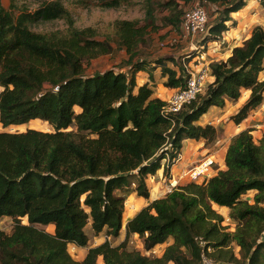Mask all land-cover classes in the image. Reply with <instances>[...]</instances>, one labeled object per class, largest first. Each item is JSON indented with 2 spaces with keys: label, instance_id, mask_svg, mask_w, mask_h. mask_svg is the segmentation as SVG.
<instances>
[{
  "label": "trees",
  "instance_id": "1",
  "mask_svg": "<svg viewBox=\"0 0 264 264\" xmlns=\"http://www.w3.org/2000/svg\"><path fill=\"white\" fill-rule=\"evenodd\" d=\"M201 1L217 7V16L208 24L214 40L223 38L231 14L246 5V0ZM100 5L119 7L121 1L101 0ZM165 5L172 12L177 8L172 0ZM60 19L68 26L65 30L34 29ZM146 19L143 25L117 20L114 36L101 40L96 29L75 27L62 0L44 1L34 11L15 4L7 9L0 0V124L7 128L41 120L54 128L0 131V218L14 220L11 232L0 230V264H201L197 237L212 247L208 254L215 264H264V134L256 143L249 129L232 138L225 170L205 183L179 185L150 202L127 223L121 244L107 239L88 248L81 260L68 250L69 244L88 246L90 220L96 235H120L135 175L139 177L135 192L149 199L147 176L155 174L167 157L169 175L184 140L204 139L206 145L217 140L218 127L198 123L211 106L223 107L250 89L248 100L230 117L240 124L263 103L260 25L227 60L210 63L215 80L207 91L169 116L163 113L166 101L154 96L148 84L134 92V73L110 69L85 74V63L111 53L114 39L129 54L125 65L143 66V61L137 62L140 47L159 29L151 8ZM168 21L178 27L179 13L170 14ZM167 61L178 64L174 58L155 61L167 76L165 85L184 87L188 74L184 70L178 75ZM250 190L256 191L252 203L243 197ZM213 204L230 209L234 232L223 225L225 218ZM38 225H53L54 230ZM132 234L139 235L146 251L170 238L173 243L161 256L146 255L128 249ZM232 243L240 248V258Z\"/></svg>",
  "mask_w": 264,
  "mask_h": 264
},
{
  "label": "rangeland",
  "instance_id": "2",
  "mask_svg": "<svg viewBox=\"0 0 264 264\" xmlns=\"http://www.w3.org/2000/svg\"><path fill=\"white\" fill-rule=\"evenodd\" d=\"M4 6L7 9H10L13 4L15 6H25L27 7L30 11H34L37 9L44 1H51V0H2ZM65 4V6L68 8V10L71 12L73 15L74 21H75V27L77 28H85V27H92L97 30L98 34V39L104 40L107 35H110V37L114 36V24L117 20H122V19H127V20H137L140 22V24H145L147 22L146 16H147V10L151 8L153 10V14L156 19V23L159 25V29L155 32H151L147 36V41L145 44H143L142 48V55L145 57L150 55H157L159 54V51H161L164 46L166 47H174L170 45L169 43L172 41L171 38H167L166 36L169 33V31H174L177 30L175 29V25L170 23L169 21L166 22V19L170 16V14L173 13H179L180 21L178 26H180L181 22V17L184 14L186 10L191 8L198 0H172L177 4V8L175 9V12H172L171 9L165 5L167 1L169 0H120L121 5L119 7H111V8H105L100 5L101 0H62ZM246 6H248V9L245 10L243 14H240L239 16L244 18V23H246L247 26L244 27L245 29V36L249 34L250 28L252 30L254 29L255 26L260 25L264 27V4L261 3L260 0H246ZM17 8V7H16ZM174 9V8H173ZM208 12H209V22L212 21L216 17V12L217 9L214 5L208 7ZM258 13V14H257ZM256 14V16H255ZM171 25L175 26L174 28H170ZM67 24L64 19L60 20H55V21H50V22H45V23H40L38 25L34 26V29L37 31H42V32H52L56 30H65L67 28ZM169 29V30H168ZM178 31V30H177ZM180 34V33H179ZM118 39L113 40L114 46L117 45ZM163 42V44H162ZM154 45V48H153ZM226 46L223 44L212 42L209 45V48H205L206 51H208L210 48L214 49L218 53L222 54H227V50L224 49ZM150 49V50H149ZM217 49V50H216ZM215 53H210L208 54L209 60L212 61H219L223 60V56L219 55H214ZM149 55V56H150ZM224 55V56H225ZM102 57V56H101ZM101 57H97L95 59H92L90 62L85 63L86 67V73L87 75H92L93 73L99 72L102 70L100 68L102 65L106 66L107 63L111 62L112 59H115L116 57L112 58H107L105 57V62H102L99 59ZM226 57V56H225ZM218 58L219 60H213ZM102 59V58H101ZM205 63V61H202ZM210 62V63H211ZM199 64V62L197 61ZM117 67L119 70L124 69L123 63L119 62L114 65ZM126 72V71H125ZM260 76H264V70L260 73ZM264 80V79H262ZM209 78L208 82L206 83L203 91L199 94H203L207 91V88L209 86ZM229 109V107H227ZM226 108H223V110H217V113L221 116L224 115L228 110ZM260 110V109H259ZM233 111V108H232ZM251 114V113H250ZM230 118V116H229ZM257 121H256V120ZM229 123L228 120H224L223 123H217L218 124V138L224 136L225 132V126ZM251 123H255V125L251 128L252 130V136L253 139L256 143L260 141L264 134V110H260L257 112L256 116L252 117L250 119L249 125ZM259 124V125H257ZM225 125V126H224ZM257 125V126H256ZM28 128H35L43 131H54V128L51 125H48V123L41 121V120H33L30 121L29 123L26 124H21V125H11L7 128H4L0 124V131H10V132H22L26 131ZM70 130L75 129V127H70ZM240 131V130H239ZM241 132V131H240ZM237 135V134H236ZM235 135V136H236ZM228 136H231L229 133ZM233 138V137H232ZM216 140V141H217ZM203 141V140H202ZM206 142V141H205ZM195 147L202 148L204 145L206 146L207 154L210 152H213L215 150V144L211 143L206 145L205 143L203 144L201 141L197 140L194 142ZM220 146H223L220 145ZM191 148V147H190ZM197 149V150H198ZM195 151V150H194ZM183 154V151H182ZM182 157V155H181ZM213 158V157H212ZM214 159V158H213ZM165 164L168 162V157L164 158L162 160ZM200 164L198 162L196 165ZM195 164L190 165L187 167V169H191ZM217 166L216 162L212 165L211 168H215ZM225 170V169H224ZM210 173L206 175L200 182L205 183L208 179H210ZM148 178V176H147ZM139 177L138 175H135L132 178V183L129 186V195L127 197L126 203H125V210L124 212H130L133 211L130 205L133 203V198L130 197L131 192L136 189L137 184H138ZM190 176L187 175L186 177V182H189ZM147 183V181H146ZM253 191V190H250ZM249 192V191H248ZM247 192V193H248ZM244 194V198L250 199L252 203V195L254 192H251L250 196L248 194ZM256 193V192H255ZM137 195V194H136ZM227 209V210H226ZM220 208L217 210L219 213H221L224 216V222L223 225L228 228V231L234 232L236 230V222L230 217V210L228 208ZM125 217V216H124ZM23 222H26V219H23ZM14 226V220L11 217H2L0 218V230L6 231V232H11ZM40 228L45 229L49 232L53 231V226L51 225H38ZM86 232L89 236V242L88 246L85 248L88 250L89 247H93L101 243V241H106L107 240V235L104 232V234H98L96 235L94 231L92 230L91 223L86 227ZM112 238V239H111ZM104 239V240H103ZM110 242L113 245H119L121 244L122 238L117 239V237H111L109 238ZM173 243V239L170 238L168 241L165 243H162L161 245H157L152 251H150L149 255H158L161 256L166 247L170 244ZM128 249L130 250H140L142 253L146 254V250L143 247V240L138 236V237H131L128 240ZM232 248L234 249L235 255L237 257H241L240 255V248L236 245V243H232ZM68 250L72 257L74 259H80L82 254L80 253L79 248H76L75 246H69ZM99 264H104L102 261ZM173 264V263H169Z\"/></svg>",
  "mask_w": 264,
  "mask_h": 264
},
{
  "label": "crops",
  "instance_id": "3",
  "mask_svg": "<svg viewBox=\"0 0 264 264\" xmlns=\"http://www.w3.org/2000/svg\"><path fill=\"white\" fill-rule=\"evenodd\" d=\"M209 6H212V4H209ZM216 9H217V7H216ZM247 9H248V6L245 5L241 10H239L237 12H233L231 14L232 20L227 22L229 29L223 33V38L214 40V39L210 38L209 35H204V36H200L196 39H192V40H191V38L183 39L179 43H177L176 46H174L172 48L164 46V48L161 51H159V54H157V55H153V54L150 55L149 54L150 56L148 55L146 57L144 55H142L137 60V62L143 61V66L141 64V66L139 68H133L134 65H131V64L125 65V61L128 60L129 54L126 51V48L124 46H122L118 41L117 42L118 46H114V50L111 53L106 54V55H102V57L100 56L102 59L100 58L99 61L101 60L102 62H105V57H107L108 59L112 58V57L113 58L116 57V58L112 59V61L107 63L106 66L102 65L100 68H102V67L103 68L99 72H104V71H107L110 69H115L116 71H122V72L126 71V73H134L135 77H136V82H137V86H136L135 91H134L135 93L138 92L139 87L143 86L144 84H148L154 90V96L159 97L160 99H162L164 101H167L179 88H171V87H167L165 85V82L167 81V76H164V74L162 73V68L157 67L155 61L158 58L171 59L172 55L180 52L183 49H186L187 47H190L192 49L191 53L180 57L179 60H176L174 58L178 62V64H174L171 61H167V65L169 67L175 69L177 71L178 75H180L181 71L185 70L186 73L187 72H195V71L200 70V68H202L203 66H205L210 73L209 74V82L212 83L215 80V77L211 75V70H210L209 65H210V62L212 59L209 60L208 54L213 52V53H215L214 55H216V56L219 55L220 57L223 56V60H227L228 57H230L232 55L233 48L236 46L243 45V43L251 36L252 31H253L252 28L248 29L249 34L245 36L244 27L247 25L243 21L244 18L239 16L240 14H243L245 12V10H247ZM216 16H217V12H216ZM255 16H256V14H255ZM174 27L175 26L171 25L170 28H174ZM175 29H177L178 31L177 30H174L172 32L169 31L170 34H168L166 37L171 38V39L178 38L179 35L181 34L180 26L175 27ZM212 42H216V43L220 42V44L225 45L226 47L224 49L227 50V54L225 55L222 53H218L212 48H210L208 51H206L205 48H207V47L209 48V45ZM162 44H163V42H162ZM140 48L142 51L143 46L141 45ZM153 48H154V45H153ZM189 55H190V57H188ZM213 60H219V59L216 58ZM197 61L199 62V64L197 63ZM202 61H205V63ZM119 62L123 63L124 69L119 70L117 67L114 66L115 64H117ZM93 74H95V73H93ZM260 79L261 80L264 79V76H260ZM250 94H251L250 89H243L241 96L238 100H236V101L227 100L225 106H223V107L211 106L209 108V110L201 116L200 120L198 121V123L201 125L211 124V125L218 127L217 123H223L224 120L229 121V123L226 126L224 125L226 128L225 132L223 134L224 136L218 138V140L214 142V144L216 146H215V150L213 152L209 151V153L207 154L208 150H206L207 148L205 145L202 148L199 147V149H198V147H195V143H194L197 140L186 139L183 142L182 158L179 159V161L176 162L173 166H171L170 171H169V175H165L166 164L164 162H161V168L155 174H150V175H148V178H146L147 186H148V189L150 192V198L149 199H146L142 196H139L135 192V189L131 192L130 197L133 198V203L130 206L133 209V211L130 212V209H129V212H127V213L124 212V214H123V227H122L120 235L117 237V239L122 238V241H124L126 239L127 223L135 215H137L139 211H141L144 207L149 205V203L152 202L153 200L165 197L167 195L168 181L170 180L171 176L175 179L179 178L181 175H184V173L188 170L187 169L188 166L193 165V164L196 165L198 162L202 161V159H204L208 156L213 157L216 164H217V166L215 168L211 169L210 178L212 176H215L220 170L226 169V162H225L226 153H227V149L231 143L232 137H234L236 134L240 133V131H243L246 129H251L255 125V123H251L249 125L250 119L252 117H254V115L256 116L258 111L264 110V100H263V103L261 105H259L255 110L251 111V114H249V116L245 120H243V122H241L240 124H236L231 118H229V116L231 117L233 114L238 112V110L248 100V98L250 97ZM227 107H229V109H227ZM223 108H226L228 111L224 115L220 116L217 113V110L218 109L223 110ZM232 108H233V111H232ZM257 125H259V124H257ZM229 133L231 134V136H228ZM199 141H201L203 144L204 143L206 144V142H205L206 140H204V139H200ZM222 144H223V146H220ZM200 181L196 182V183H201ZM185 183H187L186 177L181 178L179 180L180 185H183ZM251 192H254L252 194V195H254L256 191L255 190L249 191L248 192L249 196H250ZM252 198H253V196H252ZM213 207L216 210H219L220 208H225V209L228 208L226 206H219L217 204H213ZM90 223H92V220H90ZM51 226H53V225H51ZM53 228H54V226H53ZM101 234H104V232ZM138 236H139L138 234H132L130 236V238L131 237H138ZM103 242L104 241H101V243H103ZM101 243H99V244H101ZM159 245H161V244H159ZM69 246H75L76 248L81 249L80 253L82 254V256L80 259H76V260H81L87 253V249H85L86 247L85 248L84 247H78L75 244H69Z\"/></svg>",
  "mask_w": 264,
  "mask_h": 264
},
{
  "label": "built area",
  "instance_id": "4",
  "mask_svg": "<svg viewBox=\"0 0 264 264\" xmlns=\"http://www.w3.org/2000/svg\"><path fill=\"white\" fill-rule=\"evenodd\" d=\"M209 4L198 0L191 8L186 10L181 18L180 30L181 34L178 38L172 39L169 43L174 46L183 39H196L200 36L208 35V24H209ZM190 57V55L188 56ZM188 78L184 87L179 88L167 101L166 106L164 107L163 113L169 116L171 113H177L186 104H190L193 100L197 98L199 93H201L208 82L209 71L203 66L200 70L195 72H187ZM252 133V131H251ZM182 153L179 155L178 159L174 160V164L181 159ZM215 163V160L212 157H206L200 161V164L194 166L191 169H188L184 175H181L179 178L170 177L168 181V193L172 192L177 188L179 180L181 178L190 176L191 181L199 182L211 171L212 165ZM172 164V166L174 165ZM110 236H107L109 240ZM199 246L202 248V262L201 264H215L213 259L209 256V252L212 251V247L207 243V241L202 237L196 238ZM152 251V250H151ZM150 251H146V255H149ZM145 254V253H144Z\"/></svg>",
  "mask_w": 264,
  "mask_h": 264
},
{
  "label": "water",
  "instance_id": "5",
  "mask_svg": "<svg viewBox=\"0 0 264 264\" xmlns=\"http://www.w3.org/2000/svg\"><path fill=\"white\" fill-rule=\"evenodd\" d=\"M192 49L190 47H187L186 49L181 50L180 52L172 55V58H175L176 60H179L180 57L185 56L189 53H191Z\"/></svg>",
  "mask_w": 264,
  "mask_h": 264
},
{
  "label": "clouds",
  "instance_id": "6",
  "mask_svg": "<svg viewBox=\"0 0 264 264\" xmlns=\"http://www.w3.org/2000/svg\"><path fill=\"white\" fill-rule=\"evenodd\" d=\"M250 131L252 130V129H249ZM252 134V133H251ZM195 182V181H194ZM110 241V240H109Z\"/></svg>",
  "mask_w": 264,
  "mask_h": 264
}]
</instances>
